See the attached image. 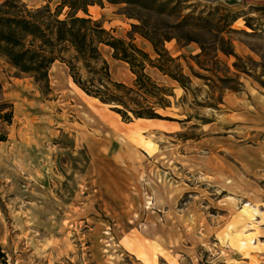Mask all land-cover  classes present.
Listing matches in <instances>:
<instances>
[{"label":"rangeland","instance_id":"obj_1","mask_svg":"<svg viewBox=\"0 0 264 264\" xmlns=\"http://www.w3.org/2000/svg\"><path fill=\"white\" fill-rule=\"evenodd\" d=\"M75 1L10 0L11 12L90 17L182 82L146 62L166 91L161 115L125 120L66 62L39 80L0 51V104L13 108L0 119L7 264H264V0H97L87 12ZM97 46L133 85L130 62Z\"/></svg>","mask_w":264,"mask_h":264},{"label":"trees","instance_id":"obj_2","mask_svg":"<svg viewBox=\"0 0 264 264\" xmlns=\"http://www.w3.org/2000/svg\"><path fill=\"white\" fill-rule=\"evenodd\" d=\"M96 1L81 0L77 2L76 0L74 2L76 4H71V6L87 12L88 4ZM111 1L119 2L121 0ZM2 5L6 7V10L0 11V51L13 65L22 71L35 74L39 80H46L52 63L56 59H60L67 63L73 81L80 88L104 102L114 103L113 108L125 120H132L134 117L154 118L161 115L156 110V104L163 105V99L158 95L166 91L145 71L146 62L157 65L165 73L182 82L169 67L162 63L154 64L149 54L132 39L127 40L114 36L104 27L91 26L90 17L68 14L65 18H59L58 13L52 12L50 6L45 8L46 16L29 15L11 12V9L17 5L10 0H5ZM45 17L50 21L45 22ZM90 30L93 32V36H89L88 31ZM29 36L30 38H28ZM149 38L152 39L158 52L164 49L158 47V41ZM100 42L112 46L116 57L130 62L132 70L136 74L133 85L112 78L109 63L97 46V43ZM67 45L74 48V53L69 59L63 55ZM131 49L140 52L143 56L139 63L141 65L139 69H135L136 63L132 59ZM168 58L175 61L174 56L168 55ZM77 60L82 62L87 77H84ZM94 60L100 61L101 65L98 66L99 63ZM152 88L158 89L159 92H155ZM150 96L159 97V100H151ZM4 107H9V109L3 111ZM12 118V104H0V119L11 123ZM5 139H7V133L0 130V141ZM7 258V253L0 243V264H7Z\"/></svg>","mask_w":264,"mask_h":264},{"label":"crops","instance_id":"obj_3","mask_svg":"<svg viewBox=\"0 0 264 264\" xmlns=\"http://www.w3.org/2000/svg\"><path fill=\"white\" fill-rule=\"evenodd\" d=\"M73 82H74V81H73ZM74 83H75V82H74ZM75 84H76V83H75ZM150 143H151V141H150ZM243 211H244V213H246V214L252 216L251 208L244 207V208H243ZM242 243L245 245V244H247V241H243Z\"/></svg>","mask_w":264,"mask_h":264}]
</instances>
